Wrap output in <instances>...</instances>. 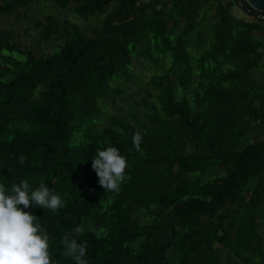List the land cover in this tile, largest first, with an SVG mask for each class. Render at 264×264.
I'll list each match as a JSON object with an SVG mask.
<instances>
[{"label":"trees","instance_id":"16d2710c","mask_svg":"<svg viewBox=\"0 0 264 264\" xmlns=\"http://www.w3.org/2000/svg\"><path fill=\"white\" fill-rule=\"evenodd\" d=\"M154 1L0 0V18L54 45L39 54L0 27V182L43 181L66 202L18 206L55 264H74L60 240L77 226L89 264H264V22L244 0L245 18ZM60 9L91 34L45 14ZM108 146L127 157L119 191L91 167Z\"/></svg>","mask_w":264,"mask_h":264},{"label":"clouds","instance_id":"9594fccd","mask_svg":"<svg viewBox=\"0 0 264 264\" xmlns=\"http://www.w3.org/2000/svg\"><path fill=\"white\" fill-rule=\"evenodd\" d=\"M142 141L140 131L132 134L131 142L136 151H140ZM19 162L24 164L25 156L21 155ZM91 167L105 192L119 191L120 185L126 180L127 157L121 155L118 148L108 146L96 151ZM65 204L54 189L43 181L35 188L28 179L13 182L10 186L0 182V264H55L51 259L48 230L38 217L18 206L23 205L25 209L43 206L41 208L57 212ZM82 231L77 226L66 232L60 240V255L71 259L74 264H89L87 246L77 239Z\"/></svg>","mask_w":264,"mask_h":264},{"label":"rangeland","instance_id":"374dc122","mask_svg":"<svg viewBox=\"0 0 264 264\" xmlns=\"http://www.w3.org/2000/svg\"><path fill=\"white\" fill-rule=\"evenodd\" d=\"M63 10L60 9V12H54V11H45V14L52 15L56 20H58L60 23L63 22H68L71 26H77L80 28H86V32L88 34H91L92 32V27L95 26L96 21L91 20L88 21V23L82 22L78 19H76L70 10L65 13L62 12ZM234 11L237 14H243L242 11L239 9H234ZM62 12V13H61ZM37 15H32V19H36ZM39 22L43 26H45L49 21L48 19L45 18V16H41L37 18ZM7 24L12 25V30L15 32L16 38H14L16 41H18L21 45L22 48H31L34 52H39V54L43 55H49L51 51L54 48V45L50 44L49 42L43 43L39 45L37 42V33L39 32L36 27H34L32 24L27 27V24H29V19H19L18 17L11 16L9 18H0V27H6ZM142 74L144 77L148 75L147 70H143ZM146 81L148 80L147 78L145 79ZM229 264V263H228Z\"/></svg>","mask_w":264,"mask_h":264},{"label":"crops","instance_id":"0c3cea01","mask_svg":"<svg viewBox=\"0 0 264 264\" xmlns=\"http://www.w3.org/2000/svg\"><path fill=\"white\" fill-rule=\"evenodd\" d=\"M162 1L163 0H155L154 1V5L155 6H160V4L162 3ZM210 1H213L214 2V0H210ZM224 6H226V8H228L229 10H231L232 11V14H234V15H236L237 17H243V18H245V16L246 15H244V14H237L235 11H234V7H233V2H232V0H219Z\"/></svg>","mask_w":264,"mask_h":264},{"label":"water","instance_id":"95a60500","mask_svg":"<svg viewBox=\"0 0 264 264\" xmlns=\"http://www.w3.org/2000/svg\"><path fill=\"white\" fill-rule=\"evenodd\" d=\"M250 8L256 12L264 13V0H245Z\"/></svg>","mask_w":264,"mask_h":264},{"label":"built area","instance_id":"2783aa9c","mask_svg":"<svg viewBox=\"0 0 264 264\" xmlns=\"http://www.w3.org/2000/svg\"><path fill=\"white\" fill-rule=\"evenodd\" d=\"M245 1V0H244ZM233 3L236 4L237 7H240L242 6V1L241 0H232ZM257 19L260 21V22H264V13H259L257 15Z\"/></svg>","mask_w":264,"mask_h":264}]
</instances>
